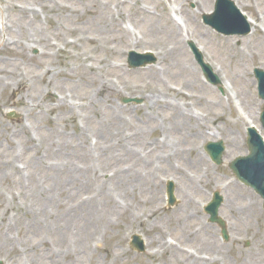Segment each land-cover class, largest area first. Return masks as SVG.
Wrapping results in <instances>:
<instances>
[{"label": "rangeland", "instance_id": "rangeland-1", "mask_svg": "<svg viewBox=\"0 0 264 264\" xmlns=\"http://www.w3.org/2000/svg\"><path fill=\"white\" fill-rule=\"evenodd\" d=\"M235 2L264 29V0ZM214 3L0 0L1 264L26 256L29 264H156L162 255L132 250L131 237L156 247L167 230L180 240V220L188 235L202 226V258L264 264L263 201L228 168L247 154L248 125L235 126L223 102L238 93L259 121L264 103L254 69H264V34H217L201 18ZM175 14L180 29L170 23ZM189 38L219 68L223 92L205 82ZM131 50H151L156 65L129 69ZM198 77L215 94L201 91ZM127 98L140 103L125 104ZM218 140L228 156L217 167L203 147ZM169 180L176 183L172 208ZM216 192L224 198L228 242L205 221L204 205ZM181 239L194 248L199 240ZM167 256V264H184L179 251Z\"/></svg>", "mask_w": 264, "mask_h": 264}, {"label": "bare ground", "instance_id": "bare-ground-1", "mask_svg": "<svg viewBox=\"0 0 264 264\" xmlns=\"http://www.w3.org/2000/svg\"><path fill=\"white\" fill-rule=\"evenodd\" d=\"M145 20H146V21H150V20H151V18H148V17H147V18H145ZM170 23H171L172 25H174V27L176 28V25H175V23H174V21H173V20H171V21H170ZM176 29H177V28H176ZM255 30H257V31L261 32V29H257V28H255ZM255 30H254V32H255ZM179 36H180V37H182V35H181V34H179ZM224 42H225V43H227V44H229V43H230V40H228V39H225V40H224Z\"/></svg>", "mask_w": 264, "mask_h": 264}, {"label": "water", "instance_id": "water-1", "mask_svg": "<svg viewBox=\"0 0 264 264\" xmlns=\"http://www.w3.org/2000/svg\"><path fill=\"white\" fill-rule=\"evenodd\" d=\"M252 183L258 188L261 189L264 183V179L260 180H256V181H252Z\"/></svg>", "mask_w": 264, "mask_h": 264}]
</instances>
